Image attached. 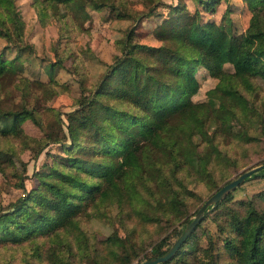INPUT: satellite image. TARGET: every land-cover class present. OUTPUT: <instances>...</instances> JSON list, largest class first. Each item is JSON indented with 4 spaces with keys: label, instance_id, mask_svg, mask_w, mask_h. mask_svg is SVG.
<instances>
[{
    "label": "trees",
    "instance_id": "obj_1",
    "mask_svg": "<svg viewBox=\"0 0 264 264\" xmlns=\"http://www.w3.org/2000/svg\"><path fill=\"white\" fill-rule=\"evenodd\" d=\"M11 1L0 5V38L4 41L0 46V136L20 139L33 157L44 150L49 159L34 171L35 181L28 189L22 173L12 169L15 184L24 193L8 207H0V244L30 239L36 256L52 245L47 253L52 264H73L74 258L84 256L92 261L83 264H99L108 255L118 264H133L138 245L131 231L121 236L112 231L96 239L80 227L78 217L99 211L100 201L121 204L134 194L135 202L137 198L147 209L140 211L143 220L170 219L169 197L185 205L187 197L194 195L187 174L211 189L217 187L218 174L224 172L221 166L237 164L236 155L225 144L264 133V96L257 82L264 84L261 1L243 0L251 14L246 28L234 32L222 21L203 17L204 10L214 12L226 0H193L201 6L193 9L188 0H155L154 13L147 15L160 17L152 29L159 40L156 44L137 38L136 24L146 15L122 9L124 0H30L34 10L30 24L17 0ZM160 4L167 7L164 13L157 9ZM87 5L107 8L112 19L134 21L114 39L117 51L110 60L99 59L104 67L94 81L85 64L87 53L93 57L89 41L84 47L72 40L87 31ZM51 22L57 37L51 45L54 58L47 55L45 67L51 72L70 57L65 66L75 74L79 92L71 108L54 111L58 125L53 131L46 128L40 108L32 102V81H38L45 93L56 95L68 89L66 83L51 76L33 78L22 71L24 61L35 52L36 25ZM13 49L15 53L8 56ZM226 63L231 70L225 69ZM199 66L217 78L205 100L193 99L200 86ZM28 119L42 136L24 130L23 122ZM14 158L25 169L16 151L0 145V162L10 164ZM128 173L140 174V181L128 180ZM255 176H264V168L246 179ZM173 181L176 186H171ZM233 191L209 212L223 234V244L233 248L229 259L219 261L212 246L199 245V222L174 255L157 264H264V188L256 193L255 204L245 209L228 204ZM43 235L52 243L37 238ZM166 240L161 237L147 257L163 252L168 244L159 249Z\"/></svg>",
    "mask_w": 264,
    "mask_h": 264
},
{
    "label": "rangeland",
    "instance_id": "obj_2",
    "mask_svg": "<svg viewBox=\"0 0 264 264\" xmlns=\"http://www.w3.org/2000/svg\"><path fill=\"white\" fill-rule=\"evenodd\" d=\"M161 1L167 2L175 0ZM260 1L264 9V0ZM157 2L158 1L155 2V0H124L123 4H121V8L127 12L141 13L139 16L146 15L138 24H136L137 18H135L136 30L138 31L137 38L140 41L154 44L159 43V40L153 35L152 29L159 21L160 17L155 14L147 15L152 11L153 6ZM17 3L24 15L23 17L27 19L29 24L32 23L30 20L33 19L34 10L30 5V0H17ZM10 4H12L11 0H3L0 3L1 6ZM187 4L190 9H193L194 6L197 5L201 8V6L193 0H188ZM87 8L90 13V18L84 22L85 30L87 31L86 33L82 32L77 34L72 40H75L76 45L84 47L86 45L85 41H89L92 47L89 52L93 53V57H91L90 53H87L88 57L85 59V64L90 76L89 79L94 81L104 67L103 62H100L99 59L103 61L110 60L111 54L117 51L113 43L114 39L118 37L126 27L134 24V21H131V18L127 17L124 20L112 19L114 16L108 15L110 11L107 8L98 10L93 9L89 5H87ZM166 8L165 5L160 4L157 9L162 10L164 13ZM225 9H228V11L224 12ZM152 13L154 12L152 11ZM250 14L251 12L243 0L221 1L214 12L203 11V17L213 18L217 22L222 21L226 27L230 26L231 30L234 32H240L246 28ZM2 17L1 13L0 22ZM35 28L38 32V42L35 46V52L29 54L27 60L24 61V69H22L23 74L43 80L51 76L59 82L66 83L68 87L63 93L56 95L45 93L42 91V86L39 85L38 81H32L33 92L35 93L32 102L37 108H40L46 128L53 131L58 125L54 117V111L56 109L67 110L71 108L73 99L79 94L78 83L75 74L65 66L69 63L70 57L65 59L64 66L56 64L51 72L45 67V63L49 60L46 56L48 55L52 59L54 58L51 45L57 37L55 23L36 25ZM28 31H31V26H29ZM3 43V39L0 38V46L3 45ZM13 53H15L14 49L9 52L8 56ZM225 69L231 70V65L226 63ZM197 76L200 86L198 91L193 94V99L205 100L207 99V89L214 86L217 78L210 76L202 66L198 67ZM257 82L260 86L259 94L264 96V84L260 80H257ZM17 97L18 96H16L15 99H17ZM23 127L29 135L40 137L43 134L38 126L30 119L23 122ZM257 135H259L257 138L244 142L237 140L225 144L227 150L233 155H236L237 164L234 166H221L224 172L220 176L218 174L220 182L217 187L211 189L204 181L198 179L193 174H187V185L188 188L194 192V195L187 197L185 205H181L173 196H170L169 201L171 200L172 203V207L169 209L171 213L170 219L164 217L158 219L155 217L149 218V221L143 220L140 216V211L144 212L147 209H145L142 204L139 205L140 203L137 198L135 202L134 194H132L128 200H124L121 204H117L116 201H100V206L98 205L99 211L96 213H94V211L85 212L78 217L80 227L86 229L91 236L96 239H101L112 231H116L120 236L124 235L126 231H131L138 245V257L133 258L132 262L135 264L137 260L141 261L145 259L151 254L152 248L159 242L161 237L165 236L167 240L162 244L159 250L166 248L167 244L169 245L173 241L177 236V234L175 235V231H178V233L180 232L209 194L229 179L237 176L244 169L261 163L260 161L264 159V133L260 132ZM0 145L16 151L26 164L25 169H23V166L20 165L15 158L13 163L10 164H8L7 161L0 162V165L3 167V171L0 170V207H8L17 196L24 193L23 188L15 184L17 176L13 174L12 169L22 173L25 186L28 189L35 181L34 171L42 168V162L49 158L46 156L44 150L38 154V157H33L30 149L24 148L20 139L15 137L6 138L0 136ZM52 148V151H56L55 147ZM182 172L183 170L179 171V174ZM132 175L133 173H128L127 179H133L135 182L140 181V174L137 176ZM146 175H148V173H145V176ZM149 175L150 179H154L152 173ZM173 185L176 186L175 181H173L171 186ZM263 188L264 176L248 178L233 189V198L228 204L237 209H245L255 204L256 193ZM169 192L172 194L171 191ZM226 206L227 205H225V207ZM99 212L105 213L99 214ZM209 212L200 221V225L197 227L198 243L202 247L212 246L213 251L216 253V255L214 253L215 258L219 261H225L229 259L233 248L232 246L230 247L223 244V234L209 216ZM37 238L45 239L43 242L44 244L51 242V239L46 235L38 236ZM98 245L100 246V244ZM34 248V242L30 239H25L17 244H0V264H52L47 254L52 248V245L42 248L40 256H36L33 250ZM91 261L89 256H84L82 260L79 259V257L74 258L73 264H83ZM92 264L96 263L93 262ZM99 264H118V261L108 255L107 260L101 261Z\"/></svg>",
    "mask_w": 264,
    "mask_h": 264
},
{
    "label": "water",
    "instance_id": "obj_3",
    "mask_svg": "<svg viewBox=\"0 0 264 264\" xmlns=\"http://www.w3.org/2000/svg\"><path fill=\"white\" fill-rule=\"evenodd\" d=\"M264 168V162L250 166L241 171L237 176L229 179L216 190H214L196 209L191 218L186 222L177 236L169 244V246L161 253L147 257L135 264H157L165 261L174 255L176 250L180 247L188 234L195 229L197 224L207 215V213L222 199L227 193L231 192L235 187L242 183L246 177L252 175L254 172Z\"/></svg>",
    "mask_w": 264,
    "mask_h": 264
}]
</instances>
